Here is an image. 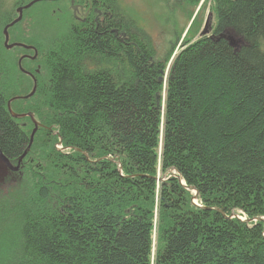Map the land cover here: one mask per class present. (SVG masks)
Instances as JSON below:
<instances>
[{"label": "trees", "instance_id": "obj_1", "mask_svg": "<svg viewBox=\"0 0 264 264\" xmlns=\"http://www.w3.org/2000/svg\"><path fill=\"white\" fill-rule=\"evenodd\" d=\"M176 2L184 12L209 10L210 34L198 36L195 19L171 62L163 111L165 56L144 20L117 3L105 20L116 31L80 24L53 50L22 35L18 41L35 48L24 55L27 68L34 73L28 62H39L38 92L12 110L50 128H40L30 148L34 123L14 117L8 101L34 82L16 54L26 48L5 45L12 20L0 0V150L10 162L27 151L24 172L0 177V190L15 189L0 207V238L9 242L0 264H264V0ZM31 15L15 26L34 29ZM229 33L240 47L223 37ZM61 140L76 151H58Z\"/></svg>", "mask_w": 264, "mask_h": 264}, {"label": "rangeland", "instance_id": "obj_2", "mask_svg": "<svg viewBox=\"0 0 264 264\" xmlns=\"http://www.w3.org/2000/svg\"><path fill=\"white\" fill-rule=\"evenodd\" d=\"M56 1V2H54ZM169 0H117V6L118 8L121 7L129 16H133V17H137L136 19H138L139 21L143 22L144 20V24L143 26H148L145 27V35H148V39L149 41L152 43V45L155 47V49H158L161 52V56H165L164 60H165V65L167 66L165 69V73L164 76L160 77V82L162 83V91L159 94L158 98V102L160 103V105L162 106V111L163 109H165V101H166V94H167V87H168V79L170 77V72H171V62H173L174 57L176 56L175 54L181 49L182 44L184 43L185 37L187 36V33L189 32V30L191 29V27H193L194 29H196V25L195 24V19L196 21H199L198 24H200V30L201 28L204 27L205 23L207 22V19L209 18V10L207 11L205 9V12H199L200 7H197L196 9L193 10L192 7H187L185 6V12L182 11L181 6H179L180 4L176 2V0H170V4L167 5V2ZM15 0H1V7L4 10V14L3 17L7 18L8 14H6L7 12H9V15L11 17H13V15H11V11H21V12H26V14H32L31 15V22L30 24L33 22L32 27L34 29H32L31 31H27V32H23L21 31L22 29L17 26L14 25L13 21L18 17H14L12 19V21L10 22V26L7 28V32L10 34H13L15 41L19 42L18 40L20 39V37H22V35L27 39L28 42H34V41H40L37 44L43 48L45 43L46 44H50L52 48V50L54 49V47H56V45L60 42V38H66L68 35V27H69V23L66 21V19L62 20H58L57 16L58 13H60V11H57L56 14H53V12L55 10H58V8H69V10H71L72 5H77V1L74 0H69V1H64L62 2L60 5L57 4V0H28L27 3L25 5H23L21 7V5L15 4L14 3ZM71 2V4H70ZM51 6V7H50ZM50 7L51 10L49 9V11L47 12L46 16L42 15L43 12H45L46 8ZM20 9V10H19ZM69 18L71 19L72 23L74 22H78L75 21L73 16H72V12L69 11ZM189 10H191L192 12V16L191 14H189ZM19 13V12H18ZM200 13V14H199ZM38 14H41V18L44 21L42 24V21L40 20V16ZM2 17V18H3ZM1 18V19H2ZM69 21L70 19L68 17H66ZM56 27L59 28V30L55 31ZM7 33V34H8ZM4 34V33H3ZM59 34V35H57ZM229 35L235 39V40H240L239 36H237L236 34H232L229 33ZM199 36V35H198ZM23 39V38H22ZM187 39H189V36H187ZM243 42L239 41V47L241 46ZM35 45V44H33ZM54 45V46H53ZM16 47H21V46H16ZM16 54H18L19 56L22 55H29V56H34V52L32 50H21L18 49V51H16ZM157 55L159 56V53L157 52ZM35 59V58H32ZM34 61V60H31ZM35 62V61H34ZM29 66L32 68H36V65L39 64L38 63H33V62H28ZM23 68H20L31 80V84L33 83L31 76H30V71L27 68L28 66L26 65V58L23 60ZM22 66V64H21ZM32 68V69H33ZM19 82V79L17 80L16 78V82ZM34 84H33V89L30 93H28L25 96H17V97H11L9 101H11L10 105H8V107L12 110V103L17 99V98H21V97H32L34 96L38 90H37V79L34 80ZM8 101V102H9ZM23 108V107H20ZM27 110H32L31 107H28ZM14 113V112H13ZM29 113V112H27ZM32 113V112H31ZM33 114V113H32ZM34 116V114H33ZM29 117V116H27ZM31 118V117H30ZM34 119L40 124L38 130L36 131V133L34 134L33 137V141L32 143H30V148L32 147V144L34 143V138L37 134V132L39 131L40 128H45V129H50L48 127H46L45 125H43L42 123H40L36 117L34 116ZM32 120V119H31ZM34 123V122H33ZM47 125V124H46ZM36 128V125L34 123V128ZM32 128H31V134H30V139H31V135H32ZM45 134H47V132H45ZM62 145V140L56 144V149L60 152H65L66 149H72V151H76L74 148L72 147H62L61 148H57V146ZM79 151V150H78ZM23 159L21 161L18 160L17 161H11L10 164H12L13 167H17L18 168V172H24L26 170V168H24V163ZM173 172V171H171ZM21 176V175H20ZM157 176H160V180H167L169 178L168 174H163L162 171L157 173ZM182 183L183 181L180 180ZM183 185H185L183 183ZM15 189L12 188L11 186H7L4 189L0 190V193H5L6 196H2V194L0 195V207L2 208V205L4 200L6 201H10L13 199V196L11 195V193L14 191ZM11 192V193H10ZM17 194H21L23 195V198H25V200L29 203V201H32L31 196L28 194H26L25 192H23L21 189H17L16 191ZM191 194H192V202L194 204H198L199 206H201L198 202V193L196 189H191ZM52 201L51 199H47V202ZM26 206L32 207L34 208V211L37 209V207L32 206V204H26ZM238 213V212H237ZM20 215V213H19ZM31 215V214H30ZM29 216V215H28ZM28 216L26 218H28ZM234 217H237L239 219H241L240 216L244 217L243 215H241V213L233 215ZM159 222V216L158 213L155 214L154 216V223H155V235L157 237L156 231H157V223ZM7 225V224H6ZM155 237V236H154ZM9 244V242H6L4 239L0 238V251L5 250L3 247H7ZM18 248V247H16ZM9 253V254H8ZM8 256L14 257L16 256V254H18V252L16 251H10L8 252Z\"/></svg>", "mask_w": 264, "mask_h": 264}, {"label": "flooded vegetation", "instance_id": "obj_3", "mask_svg": "<svg viewBox=\"0 0 264 264\" xmlns=\"http://www.w3.org/2000/svg\"><path fill=\"white\" fill-rule=\"evenodd\" d=\"M64 1L65 0H57V2H58L57 4L60 5ZM66 1H69V0H66ZM74 1H77V5H72L71 10H69V8H64V9L58 8V10H55L53 12V14H56L57 11H60V13H58L57 19L58 20H62V18L66 19V21L69 23L68 32L77 30V26H79L80 24H84V26H82L81 28H83L85 30H90V31L92 29L97 30V28L102 29L103 31H104V29H106L107 31H110V32L116 31V29L111 28L113 22H109L108 24H105V20H112L116 16V14L113 12V10H114V5L117 3V0H74ZM54 2H56V1H54ZM70 4H71V2H70ZM22 6L23 5H21V7ZM50 7L46 8L45 9L46 11L43 12L42 15L46 16ZM68 10L72 12L71 14L74 17L72 19H74L75 21H78L79 23H76V22L72 23L71 19L69 18ZM18 15H19V13L17 11V15L14 14L13 17L10 16L8 18V20H12L14 17H17ZM66 17H68L70 19V21ZM120 40L122 42H125L126 46H130V44H129L130 42L127 41L128 40L127 33H124V32L121 33ZM22 57L20 56V59L18 61L19 63H20V60ZM24 59L21 60L22 64H23ZM27 59H29V58H27ZM37 65H36V68H34V73L40 72V68ZM34 73L32 71H30V76H31V79L33 80V82L36 79ZM61 147H62L61 144L59 146H57L58 149ZM13 172H15V171H13Z\"/></svg>", "mask_w": 264, "mask_h": 264}, {"label": "water", "instance_id": "obj_4", "mask_svg": "<svg viewBox=\"0 0 264 264\" xmlns=\"http://www.w3.org/2000/svg\"><path fill=\"white\" fill-rule=\"evenodd\" d=\"M20 10V9H19ZM19 14L21 13V11H18ZM210 17L211 15H209V18L207 19V22L205 23L204 27L201 29L200 33H199V36L202 37V36H209L210 34ZM9 25V24H8ZM6 26L5 28V34H7V28L10 26ZM223 37L227 38L230 42V44L236 48L239 47V41L241 42V40H235L233 39L230 35L228 34H225ZM11 101L8 102V105H10ZM10 107V106H9ZM9 110L11 111V109L9 108ZM12 115L14 117H26V116H29L31 117L32 121L35 123L36 125V128L33 129V132H32V135H31V139H30V142L32 143L33 141V137H34V134L36 133V131L38 130V128L40 127L39 123L34 119V116L31 112L29 113H24V114H15L11 111ZM27 155V151L23 154L22 157H20L19 161H21L25 156ZM7 170H11V171H17L18 168L17 167H13L11 164H10V161L9 159L2 153V151L0 150V177L1 175L3 174L4 171H7Z\"/></svg>", "mask_w": 264, "mask_h": 264}, {"label": "bare ground", "instance_id": "obj_5", "mask_svg": "<svg viewBox=\"0 0 264 264\" xmlns=\"http://www.w3.org/2000/svg\"><path fill=\"white\" fill-rule=\"evenodd\" d=\"M22 17H23V12H21L20 14H19V16L13 21V23H14V25L16 24V23H18V22H20L21 21V19H22ZM10 25V24H9ZM6 28V27H5ZM4 33H5V29H4ZM5 45H6V47H7V49H10V48H12V47H15V46H21L22 48H26V49H32V48H34L33 46H29V45H26V44H24V43H21V42H12V43H10V38H9V33L8 34H5ZM35 49V48H34ZM24 57H26V56H23L22 58H21V60L24 58ZM32 58V57H31ZM33 58H35V57H33ZM21 60H20V63H21ZM19 63V64H20ZM21 65V64H20Z\"/></svg>", "mask_w": 264, "mask_h": 264}]
</instances>
